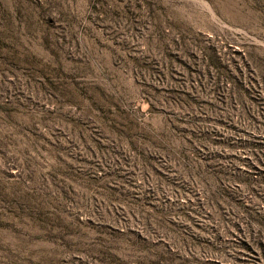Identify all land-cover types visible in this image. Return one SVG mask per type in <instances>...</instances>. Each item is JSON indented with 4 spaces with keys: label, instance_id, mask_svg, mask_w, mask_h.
<instances>
[{
    "label": "rangeland",
    "instance_id": "1",
    "mask_svg": "<svg viewBox=\"0 0 264 264\" xmlns=\"http://www.w3.org/2000/svg\"><path fill=\"white\" fill-rule=\"evenodd\" d=\"M258 152L264 0H0V264H264Z\"/></svg>",
    "mask_w": 264,
    "mask_h": 264
},
{
    "label": "trees",
    "instance_id": "2",
    "mask_svg": "<svg viewBox=\"0 0 264 264\" xmlns=\"http://www.w3.org/2000/svg\"><path fill=\"white\" fill-rule=\"evenodd\" d=\"M256 147H251L253 152H255ZM238 158H236L238 162H232L233 164H231V167L238 173L237 177H234L231 182H234L235 186L239 187L241 191L250 192L257 204L264 205V153L258 152L249 164L244 159ZM245 163L246 167L243 166ZM216 188L220 194H223V183H219Z\"/></svg>",
    "mask_w": 264,
    "mask_h": 264
}]
</instances>
